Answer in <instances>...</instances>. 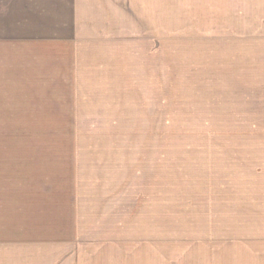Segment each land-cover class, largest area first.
I'll return each mask as SVG.
<instances>
[{"label":"rangeland","instance_id":"obj_1","mask_svg":"<svg viewBox=\"0 0 264 264\" xmlns=\"http://www.w3.org/2000/svg\"><path fill=\"white\" fill-rule=\"evenodd\" d=\"M0 264H264V0H0Z\"/></svg>","mask_w":264,"mask_h":264}]
</instances>
